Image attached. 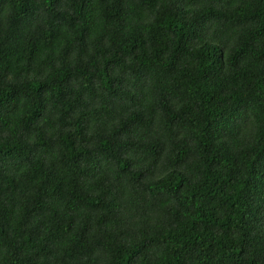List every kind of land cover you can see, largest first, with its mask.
Returning <instances> with one entry per match:
<instances>
[{"label":"trees","instance_id":"trees-1","mask_svg":"<svg viewBox=\"0 0 264 264\" xmlns=\"http://www.w3.org/2000/svg\"><path fill=\"white\" fill-rule=\"evenodd\" d=\"M0 264H264V0H0Z\"/></svg>","mask_w":264,"mask_h":264}]
</instances>
